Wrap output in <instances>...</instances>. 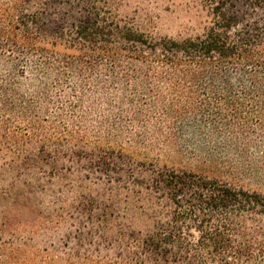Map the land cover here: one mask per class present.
I'll return each instance as SVG.
<instances>
[{"label":"trees","instance_id":"trees-1","mask_svg":"<svg viewBox=\"0 0 264 264\" xmlns=\"http://www.w3.org/2000/svg\"><path fill=\"white\" fill-rule=\"evenodd\" d=\"M120 1L0 0V149L164 152L188 129L223 153L231 176L264 181V0H194L205 24L176 37L121 17ZM150 166L128 225L88 217L116 245L0 264H264V193Z\"/></svg>","mask_w":264,"mask_h":264},{"label":"rangeland","instance_id":"rangeland-1","mask_svg":"<svg viewBox=\"0 0 264 264\" xmlns=\"http://www.w3.org/2000/svg\"><path fill=\"white\" fill-rule=\"evenodd\" d=\"M118 11L156 36L197 33L206 21L194 0H121ZM181 136L185 143L164 152L101 143L84 151L74 146V154L66 152L70 145L62 146L54 156L36 158L31 149H0V247L15 249L0 252V260L62 258L79 244L116 245V236L103 235L91 216L128 225L136 185L145 183L151 164L192 169L264 193L263 180L231 176L227 158L195 130L184 129ZM101 157H114L115 165L99 166Z\"/></svg>","mask_w":264,"mask_h":264}]
</instances>
